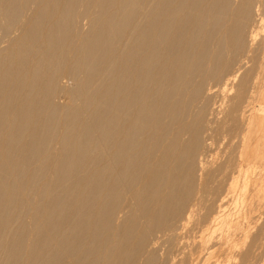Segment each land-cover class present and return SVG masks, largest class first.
I'll use <instances>...</instances> for the list:
<instances>
[{
	"label": "bare ground",
	"instance_id": "1",
	"mask_svg": "<svg viewBox=\"0 0 264 264\" xmlns=\"http://www.w3.org/2000/svg\"><path fill=\"white\" fill-rule=\"evenodd\" d=\"M0 264H264V0H0Z\"/></svg>",
	"mask_w": 264,
	"mask_h": 264
},
{
	"label": "rangeland",
	"instance_id": "2",
	"mask_svg": "<svg viewBox=\"0 0 264 264\" xmlns=\"http://www.w3.org/2000/svg\"><path fill=\"white\" fill-rule=\"evenodd\" d=\"M217 85H215L213 88H212V96L211 97H213L212 99V101L213 102H215L214 100H216L217 101V99L220 97V96H218V95H220L219 94V88H218V86L216 87Z\"/></svg>",
	"mask_w": 264,
	"mask_h": 264
}]
</instances>
